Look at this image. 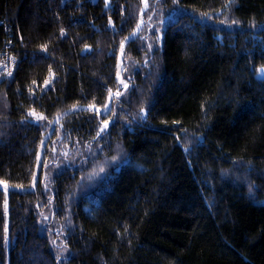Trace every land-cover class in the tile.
I'll use <instances>...</instances> for the list:
<instances>
[{"label":"trees","instance_id":"obj_1","mask_svg":"<svg viewBox=\"0 0 264 264\" xmlns=\"http://www.w3.org/2000/svg\"><path fill=\"white\" fill-rule=\"evenodd\" d=\"M153 2L0 0V264H264V0Z\"/></svg>","mask_w":264,"mask_h":264},{"label":"rangeland","instance_id":"obj_2","mask_svg":"<svg viewBox=\"0 0 264 264\" xmlns=\"http://www.w3.org/2000/svg\"><path fill=\"white\" fill-rule=\"evenodd\" d=\"M145 3L148 4L147 8H145ZM155 7H156V4L154 5L153 0H142V15L144 14L147 16L146 20L150 21V24L153 25L152 30H159L161 27L165 26L168 22H167V20L163 19L160 16L163 8L160 7L156 12ZM158 36H161V34H158ZM5 53H7V52H5ZM1 57H3V56H1V54H0V62H5V60H3L4 57L3 58H1ZM15 69H16V64L15 65L13 63L3 64L0 67V72L3 73V79L0 78V81L1 80L9 81L13 77ZM9 73H11V75H9ZM257 75L259 77H264V73H262L261 70L258 72Z\"/></svg>","mask_w":264,"mask_h":264},{"label":"snow or ice","instance_id":"obj_3","mask_svg":"<svg viewBox=\"0 0 264 264\" xmlns=\"http://www.w3.org/2000/svg\"><path fill=\"white\" fill-rule=\"evenodd\" d=\"M176 2V0H174V3ZM234 2V0H229V3H233ZM108 5H109V0H105V7H108ZM148 7V4L147 3H145V8H147ZM109 23H111V21H109ZM137 28H139V25H137ZM61 34L63 35L64 33H63V30H61ZM127 39V38H126ZM46 47V46H45ZM121 48H122V50H123V43H122V45H121ZM261 72L262 73H264V69H261ZM9 75H11V73H9ZM49 83V81H45V84L47 85ZM124 87L125 88H127V84H125L124 85ZM117 97H119L120 95H122L121 93H119V92H117ZM90 107H95L94 105H92V106H90ZM105 110L107 111V110H110L109 108H108V105H105ZM97 111L99 112V109H97ZM32 115H35V113H32ZM41 119L43 118V117H40ZM104 127L106 128L107 127V122H105V124H104ZM104 129L102 128L101 129V131H103ZM97 135H99V133H97ZM43 143V142H42ZM38 159V162H39V157L37 158ZM115 159V158H114Z\"/></svg>","mask_w":264,"mask_h":264},{"label":"bare ground","instance_id":"obj_4","mask_svg":"<svg viewBox=\"0 0 264 264\" xmlns=\"http://www.w3.org/2000/svg\"><path fill=\"white\" fill-rule=\"evenodd\" d=\"M1 54V56H3L4 57V59L3 60H5V62H0V67L3 65V64H7V63H13L14 65H15V62H16V60H15V57L12 55V54H10V53H0ZM3 57H1V58H3ZM3 76V73L2 72H0V77H2Z\"/></svg>","mask_w":264,"mask_h":264},{"label":"built area","instance_id":"obj_5","mask_svg":"<svg viewBox=\"0 0 264 264\" xmlns=\"http://www.w3.org/2000/svg\"><path fill=\"white\" fill-rule=\"evenodd\" d=\"M0 25H1V23H0ZM7 48V47H6ZM6 52V51H5ZM5 52H1V49H0V53H5ZM0 78H3V76L2 77H0Z\"/></svg>","mask_w":264,"mask_h":264}]
</instances>
